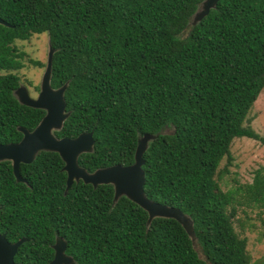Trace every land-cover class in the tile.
I'll return each mask as SVG.
<instances>
[{"label": "trees", "instance_id": "obj_1", "mask_svg": "<svg viewBox=\"0 0 264 264\" xmlns=\"http://www.w3.org/2000/svg\"><path fill=\"white\" fill-rule=\"evenodd\" d=\"M201 1L0 0V144L44 115L15 99L10 71L22 67L13 42L46 33L49 84H66L68 113L53 135L91 133L92 151L77 157L88 173L133 164L138 138L150 135L143 193L188 216L194 238L173 219L148 222L123 196L113 203L109 184L65 189L58 154L39 151L18 166L24 182L0 161V234L23 239L15 264L48 263L56 238L71 264H256L233 223L244 228L240 208L264 225V174L222 190L218 165L230 164L235 138L264 143L245 124L264 88V0H218L193 21Z\"/></svg>", "mask_w": 264, "mask_h": 264}, {"label": "water", "instance_id": "obj_2", "mask_svg": "<svg viewBox=\"0 0 264 264\" xmlns=\"http://www.w3.org/2000/svg\"><path fill=\"white\" fill-rule=\"evenodd\" d=\"M217 1L202 0L192 16L193 21L203 17L209 9L215 7ZM0 24L4 23L0 20ZM51 55L52 51L50 49L47 65L36 98H30L25 91L20 93V98L15 97V92L20 90L19 87L12 92L20 104L44 111L43 117L32 131H28L23 127L17 128L22 134L21 139L17 143L0 144V161L10 162L15 181L24 182V179L21 178L18 172L19 164H29L39 151L54 152L58 154L63 162L61 170L66 174L65 189L78 180L84 184H90L92 187L109 184L113 189V203L123 196L147 213L148 222L153 218H170L179 223L184 230L185 227L190 226L191 235L185 231L189 238L193 240L192 222L188 216L175 208L148 200L143 193L142 154L147 148V143L151 138L150 135L144 134L138 138L133 156V164L128 166L113 165L97 169L92 173H88L77 165V157L81 153L92 151L93 139L90 132L81 133L75 138H57L53 135V131L61 128L68 113L65 111L63 99L66 84L56 89L51 88L49 84ZM186 223L188 225H185ZM22 241L23 239H20L14 243H9L5 239L4 234H0V264H15L13 256ZM52 249L53 258L46 264L72 263L71 257L64 253L65 243L61 238L55 239Z\"/></svg>", "mask_w": 264, "mask_h": 264}, {"label": "rangeland", "instance_id": "obj_3", "mask_svg": "<svg viewBox=\"0 0 264 264\" xmlns=\"http://www.w3.org/2000/svg\"><path fill=\"white\" fill-rule=\"evenodd\" d=\"M12 45L16 59L22 64L19 69L10 71L15 73L19 79L18 87L20 90L15 92V97L20 98V93L25 91L30 98H36L50 51L47 34H32L26 40H15ZM3 73L5 72L1 70L0 74ZM246 123L259 136H264V88L252 104L247 114ZM229 154L230 164L223 157L218 165V171H221L220 174H222L219 181V187L222 190L235 185L251 183L254 173L258 170L264 174L263 142L245 137L235 138L229 145ZM224 169L226 172L223 171ZM237 216L241 217L240 220L243 221L244 228L242 230L238 228L236 222L233 223V226L239 237L246 240L245 250L250 261L256 264H264V225L257 218H254L253 210L247 211V215L244 216L240 213L239 208ZM248 224L252 226L249 227ZM185 230L191 235L190 226L185 227Z\"/></svg>", "mask_w": 264, "mask_h": 264}, {"label": "flooded vegetation", "instance_id": "obj_4", "mask_svg": "<svg viewBox=\"0 0 264 264\" xmlns=\"http://www.w3.org/2000/svg\"><path fill=\"white\" fill-rule=\"evenodd\" d=\"M21 41V40H20ZM14 49V48H13Z\"/></svg>", "mask_w": 264, "mask_h": 264}]
</instances>
